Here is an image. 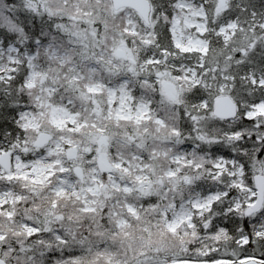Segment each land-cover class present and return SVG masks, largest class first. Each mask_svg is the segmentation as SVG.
Returning <instances> with one entry per match:
<instances>
[{"label":"snow or ice","instance_id":"snow-or-ice-1","mask_svg":"<svg viewBox=\"0 0 264 264\" xmlns=\"http://www.w3.org/2000/svg\"><path fill=\"white\" fill-rule=\"evenodd\" d=\"M150 3L152 17L156 20L151 31L156 33L154 48L157 51L146 54L143 63L160 66L161 61H166L173 51L182 57L195 54L194 65L173 64L174 78L190 81L188 102L191 107L201 112L202 118H210L224 127L218 134L205 137L198 129L197 116L184 109V116L196 123L185 122L187 134L180 127L174 128L177 143L189 150L184 154L185 161L190 154L203 160V163L188 161L195 163V174L184 181L189 188L188 199L185 200L181 193L180 204L177 205V193L172 188L168 190L171 196L161 192L155 202L150 199L151 193L146 194L147 208L136 207L126 197L128 212L138 219L142 208L143 211L158 209L156 216L170 230L176 231L177 226H181L182 230L195 233L191 247L183 249L181 255L169 258L167 264H264V254L256 255L255 251L258 247H264V190L258 183V178H264V60L258 62L255 59L257 55L264 57V0H212L211 3L210 0H150ZM221 4L226 5L222 10ZM193 8L200 13L196 17L197 23L190 26L197 34L199 47L177 43L174 34L176 19H183L181 13L190 12ZM74 21V17L54 14L48 0H0V143L9 141L0 152L6 153L10 162L15 159L27 166L30 159L27 155L22 158L18 153L28 151L25 147L28 132L25 125L38 111L31 94L37 84L41 85V90L47 89L49 95L54 96L60 94L61 86L47 78L53 67L66 66L73 71V80H79L86 71H94L85 63L86 46L71 28ZM201 23L203 28L199 26ZM145 30L148 31L147 26ZM84 31L87 32V29ZM245 32L252 33L248 44L238 49L233 46V55L227 57L229 61H235L239 71L220 77L224 83H218L216 94L211 95L204 78L210 72L220 71L219 68L207 66L205 62L213 38L227 47L229 40ZM145 43L152 46L151 41ZM253 64L258 67H250ZM162 75L160 71L150 69L148 77L141 78L136 74L134 79L122 80L116 87L111 86L112 80L103 87H107L109 93L119 99L131 100L138 115L151 119L153 104H171L161 82ZM213 79L216 77L213 76ZM242 82H247V88ZM137 85L143 89L139 100L135 95ZM225 88H229L228 98L235 105L234 110L221 104ZM241 88L245 89L247 95H241L237 100L233 93ZM149 90L159 95L160 99L145 95ZM65 91L70 90L65 88ZM71 91L75 93L77 90ZM88 91L93 90L89 88ZM75 100V94L67 96V104L73 107ZM112 102L115 103V100ZM60 110L71 130L75 131V118L79 112H73L67 105H60ZM156 123L165 124V118L157 114ZM41 148L43 145H33L32 151L37 152ZM87 154L91 156L92 152ZM180 160L181 157L177 155V163ZM94 162V158L89 161ZM117 167L122 165L117 164ZM71 171L69 168L60 169L62 174ZM169 175L174 176L175 172ZM14 178H17L15 173L0 175V180L11 181ZM193 188L200 190L193 193ZM125 190L140 192L138 188L127 186ZM161 200L168 203L161 206ZM128 212H117L116 215L126 224ZM25 227L31 228L30 235L40 240L38 253L35 250L17 253L29 264H35L37 256L45 264H75L86 251L83 239L77 241L68 232L45 228L44 231L49 233L46 244L39 226L26 224ZM222 233L230 236L237 248L242 250L239 258L211 246L219 243L215 238ZM5 240L7 237L0 235V241ZM3 251H7V247L0 244V252ZM87 251L91 252V248ZM0 264H10V261L0 255Z\"/></svg>","mask_w":264,"mask_h":264},{"label":"rangeland","instance_id":"rangeland-1","mask_svg":"<svg viewBox=\"0 0 264 264\" xmlns=\"http://www.w3.org/2000/svg\"><path fill=\"white\" fill-rule=\"evenodd\" d=\"M62 1L63 3L70 4L69 7L71 9V14H69V16L75 18V21L72 24L76 25H78L81 21H92L89 17L94 19L92 16V9L95 7L107 12L115 11L111 0ZM211 2L212 0H210V3ZM86 3L89 5V10L88 8L85 10L83 7H80ZM224 6L226 5L221 4L220 9L222 10ZM152 11L153 10L151 9L150 21L154 20L152 17ZM77 14H79L80 18ZM181 15L183 16V19L178 17L175 21L174 34L176 42L186 46L199 47L200 44L197 40V34L190 26L197 23L196 17L200 15V13H197L193 8L190 12L186 11L181 13ZM133 17H135V19H132ZM119 18L123 21L124 32L127 33V35L122 33L123 35L114 37V35L108 34L106 37H103L104 45H108V51L102 50L100 52V59H105L108 63L115 67L117 71L119 68H123V71L127 75L123 73V75L121 74L118 79H115L114 75L104 79V75L101 74L99 66L94 63V61H85V63L94 69V71H86L79 80H76L83 84L81 87L78 85L76 90L79 93H82V95H87V97H89V95H95L94 97H91L90 107L88 106L89 101L86 102L85 98L81 99V97L75 100L74 107L71 104H67V95L63 92V87H60V94H56L54 96L49 95L47 89L41 90L40 84H37L36 89L33 90V102L38 105V111L36 115L25 125L28 129L27 144L25 145L28 151H21L18 153V155L22 158L26 155L30 157L27 162V166L15 159L12 160V168L10 171L4 170L0 165V175H11L12 173H15L17 177L11 181L0 180V206H2L0 207V235H30L32 229L26 228L25 225L28 224L36 227V225L29 219H18L19 216L17 217V212L24 209V205L21 202L25 198V193L27 192L29 194L32 193L36 197H39L45 190L52 193L53 198L49 206L51 211L57 207L61 200H65L69 204H77L78 207L76 208V212L80 215L84 212L92 211V209H95L94 212L103 210L104 216L115 220L116 226L114 233L117 232L116 230H124L130 225L129 221L125 224L120 217L116 215L117 212H128L127 205L125 203L126 197L129 198L128 202L133 203L136 207L143 206V208H147V206L139 204L137 200L139 198L136 196V193L127 192L125 190V186L128 188L136 187L140 190L149 186L151 190L148 192L150 193L153 189L154 179L149 171H153L154 168L156 169L157 164L154 166L146 159L147 157L143 149L140 152H135L140 141L144 142V137H142L143 134L142 132H138L137 128H141L139 125H146L148 122V125L153 124L156 126V129L159 130L160 128L163 129L167 127V123H156L158 112L156 108H154V105V111L151 113V119L144 118L142 115L137 114L135 105L131 100H127L126 98L125 100L119 99L113 96L109 93L108 88L103 87V85L109 84V81L112 80L113 83L111 86L116 87L122 80L129 79L130 77L134 79L136 74L149 76V70L154 69L163 73L161 82L164 86L168 99L171 101L170 105L172 106V104L178 103L185 104V102H187L186 100L184 101L185 97H187L185 93H189L191 91V82L186 79H175L173 64L182 63L184 65H194L196 63V55L193 54L191 57H182L178 56L177 53L173 51L172 54L167 57L166 61H161L160 66L146 65L143 63L144 59L141 61L137 59L136 50L137 48L140 49L146 46L145 42L147 41L153 42L155 40V34H153L150 29H148V31L145 29L139 30L138 19L142 21L143 19L135 11L123 8L121 9ZM113 20L114 19H110L111 23ZM130 20H132L131 23H129ZM199 26L203 28V23ZM126 29H131L132 31L128 32ZM234 38L235 37L227 43L232 40L238 42V39ZM137 40L142 45H133L137 42ZM214 40L215 42H218L215 38ZM125 41H128V43L126 44ZM80 42L82 43V40ZM224 49L226 50L225 53L227 58V47L225 45ZM205 62L206 65L208 62L214 64L217 62L213 59L211 49L205 57ZM226 63L227 62L225 60L224 65ZM225 71L220 74H218V72H210L208 76L204 78L207 90L211 95H214L212 94L214 90L212 91L211 88L215 87L217 90L218 83H224V81L219 78L227 76ZM70 72L71 74H69ZM65 75H70L71 79L73 71L68 69L66 66H56L51 69L47 78L56 84V82L61 83L62 78H64ZM213 76H215L216 79H213ZM168 82L173 84L176 93H173L170 88H165V85ZM64 85L67 84L64 82ZM157 86L159 87L160 85ZM230 87L231 85L229 84V88ZM89 88L93 91L89 92ZM229 88H225L223 94H229ZM210 89L212 92H210ZM142 92V89L137 85L135 95L138 100ZM102 95L104 97L105 107H101ZM233 96L235 97L236 95ZM155 98L156 100L160 99L157 94H155ZM113 100H115V103L112 102ZM60 105H67L73 112H79V116L75 118V131L71 130L68 120L62 115ZM194 115H196L199 120L198 129L200 133L205 137L212 135L211 132L215 130L214 122L210 118H202V113L197 110L194 112ZM111 119L114 120L117 127H119L118 135L120 137L117 136V138H121L131 150L135 149L129 154L127 152H122L120 149H116L115 152L113 149V142L117 139V134H113V136L110 134L111 136H109L105 133L103 128V125L105 124L104 120ZM190 123L194 124L196 122L191 121ZM133 125L136 126L135 130L128 131ZM172 127H174L173 123L167 127L171 128V130H169L170 132H174V128ZM43 131L50 132L52 137L50 141L40 149V151L33 152V142L39 133ZM146 132L147 130H145V133ZM165 135L167 137L170 134L165 132ZM8 142L9 141L5 140L0 143V149L7 147ZM155 145L157 146L152 151L165 159L162 173L163 176H158L162 183L164 181L166 182V185H160V187H162V192H167L169 196H171L172 193H169L168 190L169 188H172L173 190H176V195L179 197H181V193L182 195L185 193L186 196L184 199L187 200L189 197V188L184 181L195 174V163H202L200 160L201 158H196L193 154H190L187 157V161H185L183 159L184 154L189 150L184 146L174 148L169 144ZM69 149H73L72 154H69ZM89 151L92 152L91 156L87 154ZM1 153L2 152H0V154ZM177 155L181 157L179 163L176 161ZM93 158L95 162L89 163V161L93 160ZM188 161H194L195 163H189ZM102 162L107 165V171H103L101 166ZM117 164L122 165V167H117ZM61 168H69L72 171L62 174L60 172ZM173 171L175 172V175L170 176L169 173ZM105 176L109 181L108 184L105 183ZM204 183L206 184L207 181ZM22 189H26L27 192L24 191V193ZM110 189L112 190L111 193L114 198L109 202V204H106L110 196ZM198 190L200 189H191L193 193ZM160 203L161 206H163L164 204H167L168 201L161 200ZM62 204L64 207L67 206L64 203ZM176 204L179 205L180 201H176ZM143 208L141 209L139 218L143 214L150 211V208L147 211H143ZM9 213H11V218H9ZM128 216L135 218L131 212H128ZM153 217H156L154 225H161L164 229H166L169 235L178 241L181 249L191 247L195 233L184 231L181 226H177L176 231H172L163 221L159 220L156 215ZM55 229L60 232L61 229L65 232H69L70 226L60 225L59 228ZM227 237V234L222 233L219 237L215 238L219 241V243L212 244L211 246L219 247L221 242H223ZM44 241L47 240L44 239ZM102 254V257H104L110 264H123L119 260V257H116L115 253L110 250H105ZM2 257L4 260L8 261L6 256L3 255ZM167 262L168 260H165L153 264H167ZM87 263L88 260L82 264ZM39 264H45V261L41 260ZM75 264H79V261L76 260Z\"/></svg>","mask_w":264,"mask_h":264},{"label":"trees","instance_id":"trees-1","mask_svg":"<svg viewBox=\"0 0 264 264\" xmlns=\"http://www.w3.org/2000/svg\"><path fill=\"white\" fill-rule=\"evenodd\" d=\"M48 3L53 6V11L56 15L69 16V14H71L69 3H63L62 0H48ZM80 7H83V9L85 10L88 8L89 10V5L87 3L85 5H81ZM92 11V16L94 17V19L89 17V19L92 21H81L78 25H71V28L74 30V32L77 33L80 37H82V43L86 46L84 49V54L87 57L86 62L94 61V63L99 66L101 74L104 75V79H107L112 75L115 76V79H118L121 74L123 75V73L127 75L123 71V68H119V70L117 71L116 68L113 67L110 63H108L105 59H100V52L102 50L108 51V45H104L103 43V37H106L108 34L114 35V37L118 35L121 36L123 35L122 33H124V35H127V33L124 32L123 21L121 18H119L121 10L107 12L95 7L92 9ZM77 16L79 17V14H77ZM110 19H114L112 23ZM212 19L215 18L213 17ZM140 21L142 20L138 19L139 30H144L145 26H147V28L151 30L156 24V20H152L148 24L145 21H142V23ZM97 28L100 29L99 32H97ZM84 29H87V32H85ZM153 34H155V40L152 42L151 47L146 43V46L140 49L137 48L136 54L137 59L139 61L144 59L146 54H150L151 50L152 52L157 51L154 48V45L156 43V33L153 32ZM251 35L252 33L245 32L242 36L239 34L237 36H234L238 39V42L232 40L227 43V57L229 55H233V46H236V48L238 49L240 46L248 44V38ZM133 45L139 46L142 44L137 40V42H135ZM225 52L226 50L224 49V44L219 41L215 42L213 38L211 45V54L213 53V59H215L217 62H215V64L208 62L207 65L212 68H219L220 71H218V74L223 73L225 70L227 75L236 74L239 71L238 66L236 65L235 61H229L226 58ZM77 58L79 59V57ZM255 59L259 62L261 60H264V57L257 55ZM225 60L227 63L224 65ZM250 67L257 68L258 65L253 64L250 65ZM69 74H71V72ZM139 76L141 78L148 77L145 75ZM64 82L67 85H64ZM242 83L245 85V88H247V82ZM56 85H60L61 87H63L62 90L67 96L75 94L76 100L80 97L81 99L85 98L86 102L89 101V107L91 97L95 96L89 95V97H87V95H82V93H79L78 91L73 93L71 90H76L78 85H80L81 87L83 86V84L79 83L76 80L70 79V75H65V77L62 78L61 83L56 82ZM65 88H68L70 91L66 92ZM211 89L212 91L214 90V92H212ZM211 89L210 92L215 95L217 90L215 89V87ZM185 94L187 97H185L184 101L186 100L188 102L190 99L191 91ZM146 95L150 98H155V93H151L150 90L148 93H146ZM233 95H236V99L239 100L240 96H246L247 92L244 88H241L238 92H234ZM187 102H185V104H172V106H158L156 104L153 105L158 112L157 114L160 117L165 118L167 127L168 125L173 123L174 127L172 128L180 127L181 130L185 134H187L188 128L185 127V122L191 124V119L189 117L184 116V109H187V111L192 112L193 114L196 111L194 110L195 108H192L189 102ZM101 107H105L103 95L101 97ZM176 109H180V111L177 112ZM104 121L105 124L103 125V128L105 130V133H107V135L109 136L117 134V138V136H119V127H117L115 121L112 119ZM213 122L215 124V130L212 131L211 134L215 135L219 133V131L224 127V125L220 124L219 122ZM148 124L149 123L147 122L146 125H139V127L141 128H137L138 132H142L144 142L140 141L139 146L137 145L138 148L136 150H131L129 147H127V144L124 143L121 138H117L114 140L113 149L115 150V152L116 149H120L122 152H127L128 154L133 150H135V152H140L143 149L147 157L146 159L149 160L154 166H156L157 164L156 169L154 168L153 171H149L151 173L152 178L154 179L153 189L151 191L152 195L150 196V199L155 202L157 201L159 194L162 192V187H160V185H166V182L164 181L162 183L161 179L159 178L160 176H163L162 173L165 159L152 151L157 146L155 144H169L174 148H179L184 145L177 143L176 134L174 132L169 131L171 130V128L165 127L163 129L160 128L158 130L153 124ZM135 128L136 126L133 125L128 131H133L135 130ZM145 130H147L146 133ZM165 132H168L170 135L166 137ZM189 143H191V141H189ZM193 155L196 158L199 157L195 154ZM200 160L203 163V160ZM104 179L105 183L108 184L109 181L106 176L104 177ZM150 190L151 188L147 186L145 188H142L139 193L134 192L139 198L137 199L139 204L147 206L144 197L146 194L150 193L148 192ZM22 191L27 192L26 189H22ZM109 192L110 196L106 204H109V202L114 198L113 194L111 193V189L109 190ZM25 194L26 196L23 201H20L24 205V209L19 210L17 212V217L19 216L18 219H29L36 226H39L41 228V234L43 239L47 240L44 241L46 244L48 242L49 233L47 231H44L45 228L55 229L59 228L60 225H69L70 230L68 233L74 235L77 241L83 239V247L86 249V251L80 255L79 259H77L79 261V264L84 263L86 260H88L87 264H110L105 260L104 257H102V252L105 250H110L115 253V256L119 257V260L123 264H153L159 261L168 260L173 256H179L182 254L183 249L179 247L178 241L175 238H172L171 235H169V233L166 231V229H164L161 225H154L156 217L153 216L156 215L158 209H149L150 211L148 213L143 214L138 219L128 216V221L130 225L124 230H116L117 232L114 233L116 226L115 220L104 216V211H87L80 215L76 212V208L78 207V205L69 204L65 200H61L58 203L57 207L53 211H51L49 206L53 196L52 193H50L48 190L43 191L39 197L34 196L32 193L29 194L28 192ZM185 196L186 194L184 193L183 198ZM180 200L181 197L176 195V201ZM62 203L66 204L67 206L64 207ZM61 232L65 231L61 229ZM6 237L7 240L1 241V244H4L7 247V251L0 252V255L6 256L7 260L10 261L11 264H29V261L25 260L22 255H17L18 252L28 253L30 250H35L38 253L40 251V240L36 236L25 234H14L10 236L9 234H7ZM77 247L79 248V245ZM89 248H91V252L87 251V249ZM219 248L222 252L234 254L236 258H239V256L242 254V250L237 248L236 244L233 243V239L230 236H228L223 242H221ZM255 251L256 255L264 254V247H258ZM29 259H31V256L29 257ZM41 260L43 259L37 256L35 264H39Z\"/></svg>","mask_w":264,"mask_h":264},{"label":"water","instance_id":"water-1","mask_svg":"<svg viewBox=\"0 0 264 264\" xmlns=\"http://www.w3.org/2000/svg\"><path fill=\"white\" fill-rule=\"evenodd\" d=\"M113 8L115 10L129 7L135 10L146 22H149L150 12H151V3L150 0H111ZM165 88H170L173 93H176V90L172 83H166ZM228 94L222 96L221 104L227 105L229 109L234 110L235 105L232 103V100L228 98ZM52 135L48 131H43L39 133L34 141V145H45L47 144ZM73 153V149L70 150L69 154ZM0 165L6 170L10 171L12 168V160L10 162L9 156L6 153L0 154ZM102 169L104 171L108 170L107 165L104 162L101 163ZM258 183L261 185V189L264 190V178H258Z\"/></svg>","mask_w":264,"mask_h":264},{"label":"bare ground","instance_id":"bare-ground-1","mask_svg":"<svg viewBox=\"0 0 264 264\" xmlns=\"http://www.w3.org/2000/svg\"><path fill=\"white\" fill-rule=\"evenodd\" d=\"M124 100H125V98H124ZM18 165V164H17Z\"/></svg>","mask_w":264,"mask_h":264}]
</instances>
